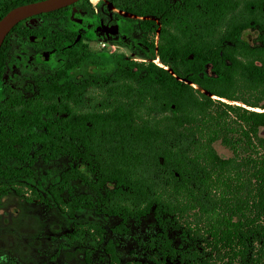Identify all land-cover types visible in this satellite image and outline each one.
<instances>
[{
	"label": "trees",
	"instance_id": "1",
	"mask_svg": "<svg viewBox=\"0 0 264 264\" xmlns=\"http://www.w3.org/2000/svg\"><path fill=\"white\" fill-rule=\"evenodd\" d=\"M38 1L0 6V20ZM112 1L141 16L163 19L172 11L159 42L164 67L142 64L131 73L123 64L110 78L115 81L108 90L116 97L108 107L73 112L70 103L96 86V80H68L69 71L84 61L98 62L89 51L70 52L54 76L35 77L29 94L2 90L5 44L20 23L0 50V179L31 174L28 168L5 172L13 159L32 166L39 159L50 163L71 156L86 165L93 180L74 167L51 188L64 216L93 207L90 196L74 195L72 182L80 181L97 193L101 214L123 220L115 232L126 233L130 219L148 217L159 228L148 244L149 262L123 263L115 242L105 243L102 225H76L73 235L83 240L87 234L96 247L103 244L109 264H264V35L261 46L241 39L252 25L264 28V0H183L172 9L169 0ZM141 26L154 35L153 21ZM6 187L0 185V193ZM171 232L185 244L178 245ZM86 263L93 264L91 253Z\"/></svg>",
	"mask_w": 264,
	"mask_h": 264
},
{
	"label": "flooded vegetation",
	"instance_id": "2",
	"mask_svg": "<svg viewBox=\"0 0 264 264\" xmlns=\"http://www.w3.org/2000/svg\"><path fill=\"white\" fill-rule=\"evenodd\" d=\"M103 1L108 4L110 10L97 12L96 14H94V12L89 11V5H86L85 3L80 1L75 5L63 10L46 14V16L42 18L35 17L33 19L23 21V26L19 29V31L12 33L5 44L1 67L2 90L29 94V88L34 86L35 84V77L44 78L54 76L59 72V70L64 68L67 62V56L70 52L80 50L84 53H87L89 51L97 57L96 59L98 61L96 64H94V72L90 75H81L80 77H74L73 73L77 71V69H79L83 64L87 62H91L93 64L92 60H87L84 61L79 68L69 71L68 80L76 84L88 81L94 82V80H96L95 87L91 86L89 89H85L84 92L80 94L78 103H70L72 107L71 110L73 112H92L99 108L101 109L108 107L111 104L113 98L116 97H112V94L114 93L109 91L108 87L111 81H115L114 79L110 78H112L113 73L121 65H126V69L131 73H135L136 71H138L137 66L142 64H155L157 66L164 67L160 58L158 57L159 42L162 29L165 23L168 22V15H170L172 11L166 10L163 14V19L156 16H141L128 12L126 9H121L120 7L116 6L112 0ZM182 1L183 0H178L176 2H173V0H169L170 9L177 7V4L182 3ZM7 8L8 4L2 5V10H6ZM73 10L76 11L75 15L79 10H81L87 12V14H90V17L87 20H85L84 18H75L74 12H72ZM61 16H64L60 21L63 26H60L59 28L53 29L42 25V23L47 21L49 18L56 20L60 19ZM147 18L149 19L147 20ZM149 20L153 21L156 26L153 36L151 35V33L145 30L143 26H141V22ZM137 21H140L139 27L136 26ZM248 32H254L257 34V37L253 44L243 39L244 35ZM263 35L264 28L260 24L252 25L249 29H245L241 39L243 42L248 43L251 47L261 46V38L263 37ZM19 38L29 40L31 44V50L28 53V59L24 58L21 53L16 54L15 57L10 56V49L12 45L11 41H13V39ZM93 44L96 45L97 51L95 53L91 50ZM152 46H154L153 51ZM115 52L117 55L114 58H111V55H114ZM56 53H61V56L65 61L63 63V66L54 75L46 74L44 76H39L37 75L39 72H36V74L29 77L28 81H25V85L21 90L5 82L10 71L18 74L16 78H24L23 75L25 74L27 76L28 74L26 73L30 69L35 67V64H41L45 66V62H50L53 55H55ZM137 54L140 56H145V58L137 59ZM257 65L262 66L261 63H257ZM207 68L208 69L205 70V74L211 76L213 74L212 67L207 66ZM177 78H179V80L177 79L178 81L189 84L204 94H211L202 87L196 86L191 80L187 78ZM63 158L73 161V158L71 156H65ZM38 161H36L31 166L29 162L22 163L17 159L7 160L5 165V172H7L8 174L11 173L9 169L13 168L9 166L10 163L22 165V169H24V167L26 166L28 168L36 166ZM71 169H69L67 172H69ZM90 174L93 175L91 172ZM32 175L33 173L31 171V174L21 175L19 176V178L30 177ZM51 188L52 187H49L47 193L42 195V198L45 201H41L38 197H34V190L39 193L38 189H36L35 187H27L26 191L27 193L29 192V195L25 194L24 189H16V194L23 198L19 211H28L33 210L34 208H36L37 210H59V206L55 203L54 198L50 193ZM7 190L8 189L6 187L4 191H1L0 194L5 195ZM90 190L96 197L95 204L92 202V208H85L93 209L97 207V210H99V197L94 190H92L91 188ZM102 191L104 192V189ZM64 199L66 201L67 207H70L71 194L68 192V190L64 193ZM38 203H40L42 206L40 207ZM37 204L38 207H35ZM83 208L84 207H82V209ZM36 217L38 216L33 215L32 218H30V216L26 217L25 222L28 223V227L27 229L24 228V231L26 232L22 233L21 235L22 241L24 243H27V241L32 239L34 235H37L38 229L29 228L35 223L34 221H36ZM66 218L70 222L72 219H74L69 215H66ZM86 223L87 222H84L82 224ZM86 237L87 234L84 235L83 240H85Z\"/></svg>",
	"mask_w": 264,
	"mask_h": 264
},
{
	"label": "rangeland",
	"instance_id": "3",
	"mask_svg": "<svg viewBox=\"0 0 264 264\" xmlns=\"http://www.w3.org/2000/svg\"><path fill=\"white\" fill-rule=\"evenodd\" d=\"M17 1L0 0V6ZM176 1L178 0H173V2ZM89 4V11L94 12V14L110 10L108 4L103 0H89ZM75 10L72 11L75 18L87 20L90 17V14L81 10L75 15ZM63 17L61 16L60 19L56 20L49 18L42 25L53 29L59 28L63 26L60 22ZM136 26H140V21L136 22ZM256 37V33L248 32L243 39L253 44ZM11 42L10 56L15 57L16 54L21 53L24 58L28 59V53L31 50L29 40L19 38L13 39ZM91 50L95 53L97 51L96 45L93 44ZM138 54L137 59L145 58V56ZM116 55L115 52L114 55H111V58ZM64 61L61 53H56L50 62H45V66L35 64V67L26 73L27 76L23 75L24 78H16L18 74L10 71L5 82L21 90L30 76L36 74V72H39L37 74L39 76L54 75L63 66ZM93 69L94 64L87 62L77 69L73 75L74 77L90 75L94 72ZM218 149L221 150L219 147ZM9 166L13 169H22V165L16 163H10ZM74 167H79L89 180H93L94 176L90 174L85 165L66 158H60L51 163H45L40 159L36 166L24 167L32 171L33 175L30 177L10 181L0 179V185L6 184L8 189L5 195L0 194V264H87L85 254L88 253H91L93 264H109V258L104 252L103 244L96 247V242L90 235H87L86 239L82 241L72 235L75 226L84 222H95L106 229L105 243L108 241L115 242L117 253L123 263L131 260L149 262L152 253L148 244L159 233V228L151 217L140 221L130 219L125 225L128 231L117 233L115 228L121 225L123 220L120 217L103 215L97 210V207L81 209L76 212L71 222L58 209L37 210L34 208L33 210L19 211L23 198L16 194V189H24L25 194H28L27 187H35L42 195L46 194L49 187L59 183L61 176ZM72 188L75 196H90L95 204L96 197L87 184L75 181L72 182ZM38 204L40 207L42 206L40 203ZM38 204L35 207H38ZM33 215L38 217H36L33 226L29 228L38 229V232L27 243H24L21 235L26 232L24 228L27 229L28 227L25 220L27 216L32 218ZM170 236L177 241L178 245L185 244V240L180 239L176 233L171 232Z\"/></svg>",
	"mask_w": 264,
	"mask_h": 264
},
{
	"label": "water",
	"instance_id": "4",
	"mask_svg": "<svg viewBox=\"0 0 264 264\" xmlns=\"http://www.w3.org/2000/svg\"><path fill=\"white\" fill-rule=\"evenodd\" d=\"M81 0H42L13 8L0 20V50L16 26L25 20L57 12L75 5ZM170 73L175 76L172 70ZM179 80V78H177ZM212 97L211 94H207Z\"/></svg>",
	"mask_w": 264,
	"mask_h": 264
}]
</instances>
